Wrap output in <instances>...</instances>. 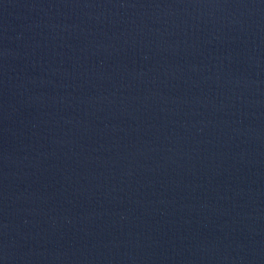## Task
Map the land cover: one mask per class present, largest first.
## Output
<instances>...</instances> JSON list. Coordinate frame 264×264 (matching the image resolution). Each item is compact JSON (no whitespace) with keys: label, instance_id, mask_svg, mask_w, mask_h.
<instances>
[{"label":"water","instance_id":"water-1","mask_svg":"<svg viewBox=\"0 0 264 264\" xmlns=\"http://www.w3.org/2000/svg\"><path fill=\"white\" fill-rule=\"evenodd\" d=\"M0 264H264V0H0Z\"/></svg>","mask_w":264,"mask_h":264}]
</instances>
